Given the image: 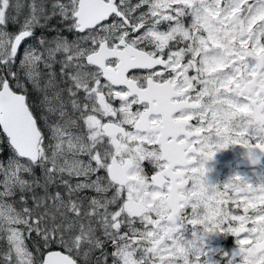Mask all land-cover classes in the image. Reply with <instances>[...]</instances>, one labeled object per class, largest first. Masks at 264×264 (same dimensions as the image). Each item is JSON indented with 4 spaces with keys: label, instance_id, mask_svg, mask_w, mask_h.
Returning <instances> with one entry per match:
<instances>
[{
    "label": "snow or ice",
    "instance_id": "6c2138e0",
    "mask_svg": "<svg viewBox=\"0 0 264 264\" xmlns=\"http://www.w3.org/2000/svg\"><path fill=\"white\" fill-rule=\"evenodd\" d=\"M236 145L264 0H0V264H264V171L207 177Z\"/></svg>",
    "mask_w": 264,
    "mask_h": 264
},
{
    "label": "flooded vegetation",
    "instance_id": "af4514ba",
    "mask_svg": "<svg viewBox=\"0 0 264 264\" xmlns=\"http://www.w3.org/2000/svg\"><path fill=\"white\" fill-rule=\"evenodd\" d=\"M238 151H242L240 155H237ZM260 166L261 170L264 171V156H261L259 165L252 166L249 165L247 158L244 155V149H242L239 145L229 146L227 149L216 153L212 161L208 163L207 167L210 168L211 171L207 173V177L209 181L213 183L223 182L233 172L238 173L239 169H253L256 167L259 168ZM146 170L149 173L152 171L151 166L147 165V163ZM215 235L217 236L213 237V235H211L208 239H206L208 242L206 245L211 246L214 249L220 248L224 251H231L230 249L233 247L230 246L234 245V238L224 237L218 234ZM216 258V256L212 257V259Z\"/></svg>",
    "mask_w": 264,
    "mask_h": 264
},
{
    "label": "rangeland",
    "instance_id": "374dc122",
    "mask_svg": "<svg viewBox=\"0 0 264 264\" xmlns=\"http://www.w3.org/2000/svg\"><path fill=\"white\" fill-rule=\"evenodd\" d=\"M241 152H242V151H238V154H237V155H240ZM256 169L259 170V171H262V170H261V166H260L259 168L256 167ZM251 171H252V169H244V170L239 169V170H238V174H241V175H243V176H249L250 179L255 180V177H254V176H251ZM241 214H242V211H241ZM215 236H217V235L213 234V237H215ZM209 240H210V239H209ZM207 243H208V242L205 241V246H206V247H211V246H207V245H206ZM230 247H234V245H232V246H230ZM211 248H212V247H211ZM213 249H214V248H213ZM231 249H232V248H231ZM231 249H230V250H231Z\"/></svg>",
    "mask_w": 264,
    "mask_h": 264
}]
</instances>
